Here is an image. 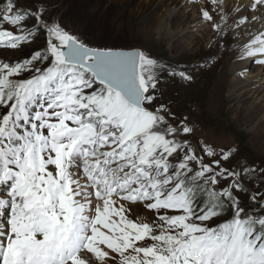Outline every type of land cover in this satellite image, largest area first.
<instances>
[{"label":"snow or ice","instance_id":"1","mask_svg":"<svg viewBox=\"0 0 264 264\" xmlns=\"http://www.w3.org/2000/svg\"><path fill=\"white\" fill-rule=\"evenodd\" d=\"M244 6L229 25L246 29L238 55L264 64V0H249L250 16ZM2 25L20 34L0 30V46L40 31L46 46L0 60V264H264V193L239 195L255 170L224 168L229 152L193 145L192 128L173 123L157 96L164 64L89 46L16 0H0ZM134 205L154 218L130 219Z\"/></svg>","mask_w":264,"mask_h":264},{"label":"rangeland","instance_id":"2","mask_svg":"<svg viewBox=\"0 0 264 264\" xmlns=\"http://www.w3.org/2000/svg\"><path fill=\"white\" fill-rule=\"evenodd\" d=\"M180 2L174 0L167 5L168 0H16L19 7L29 13L42 9L46 18L58 22L89 46L139 48L164 64L167 70L159 76L158 102L168 106L175 117L174 124L184 121L192 128L187 138L193 145L200 148L208 145L218 156L221 151L229 152L228 160L224 161L221 157L224 168L238 172L245 168L255 170L244 181L247 192L239 193L241 201L249 204L251 194L264 193V172L260 171L264 169V122L259 125L260 121H264V111L255 120L244 113H237L232 107L240 105L229 97L227 80L221 88L216 83L220 74L227 70L225 60L234 55L232 52L238 46L233 41V32L228 35V43L222 47L225 57L209 66H204V60L214 51L209 48V39L198 42L200 33L195 34L193 37L197 38V42L193 45L192 36L181 37L187 31L193 11L197 14V21L207 25L201 9L212 5L210 0H190L194 8L190 11L183 8L185 5ZM201 2L204 5L200 6ZM167 13H172V25L167 26L172 33L169 38L163 29L158 31L155 28V24ZM34 24V19H28L26 26ZM0 30H13L14 34H20L8 25L0 26ZM45 46L46 34L40 31L32 42H24L18 49L0 46V60L19 62ZM259 65L256 58L248 59L247 71ZM170 71H184L191 79L170 75ZM22 78H29V74L22 73ZM250 105L246 107L250 108ZM200 154L203 155V152ZM209 159L206 158V162ZM134 206L137 209H133L134 215H130V219H135L136 215L154 218L152 211L140 205Z\"/></svg>","mask_w":264,"mask_h":264},{"label":"bare ground","instance_id":"3","mask_svg":"<svg viewBox=\"0 0 264 264\" xmlns=\"http://www.w3.org/2000/svg\"><path fill=\"white\" fill-rule=\"evenodd\" d=\"M166 1V0H165ZM169 4L174 0H168ZM183 6L185 5V9L194 10L190 0H181ZM180 2V3H181ZM240 2L245 5L242 8L243 15L250 16L251 10L246 7L249 0H240ZM177 3V1H176ZM179 3V2H178ZM218 3L222 4L227 14V23L225 24L220 20L219 9H213V5L203 6L202 9H206L209 11L210 15L213 16V21L221 24L222 31L218 33L214 30L213 21H206L207 25H201L199 21H197V14L193 11L191 12V20L187 27V31L181 34V37L192 36L190 40H192L193 45L197 42V38L193 37V35L200 33L198 37V42L209 39V48L214 50L208 54V59H205L204 66H209L210 64H214L217 60L225 57V54L222 52V47L226 43H228V35L230 33H234V30L229 27L233 23V19L231 17L237 16V13L234 12V8L237 6L238 0H218ZM203 4L201 2L200 6ZM180 5V4H179ZM204 5V4H203ZM197 9V7H196ZM174 14V13H173ZM175 16V15H174ZM172 13H167L163 18L159 19V21L155 24V28L158 31H163L167 33V38L171 36V31L167 29V26L172 25ZM184 18V17H183ZM215 18V19H214ZM217 18V20H216ZM189 20V19H188ZM204 21V20H202ZM183 26V25H182ZM246 29L235 31V35H233V41L237 45L239 41L235 39L237 36H241V32ZM181 31V30H180ZM243 39V37H241ZM238 46L233 50V56L228 57L225 61L227 63L226 72L220 74L217 79V85L221 88V85L224 84L227 80L226 90L229 97L234 98L240 106L232 107L233 110L236 109V112L239 114L244 113L243 115H247V117H251L253 120L259 117L260 114L264 111V64H260L252 68L250 71H247V60L241 59L238 55ZM121 50V49H120ZM209 50V49H208ZM243 73V74H241ZM218 89V88H217ZM221 90V89H220ZM217 96V95H216ZM250 105V108L246 106ZM217 106L218 104L215 103ZM264 117V115H263ZM264 121H260L259 125L262 126ZM262 136H264V131H262ZM264 139V138H263ZM133 209H137V206H132ZM137 216V215H136ZM142 217V216H141Z\"/></svg>","mask_w":264,"mask_h":264},{"label":"water","instance_id":"4","mask_svg":"<svg viewBox=\"0 0 264 264\" xmlns=\"http://www.w3.org/2000/svg\"><path fill=\"white\" fill-rule=\"evenodd\" d=\"M122 50V49H121ZM130 50H141L139 48H132V49H128V50H125V51H130ZM142 51V50H141Z\"/></svg>","mask_w":264,"mask_h":264},{"label":"trees","instance_id":"5","mask_svg":"<svg viewBox=\"0 0 264 264\" xmlns=\"http://www.w3.org/2000/svg\"><path fill=\"white\" fill-rule=\"evenodd\" d=\"M116 49V48H115Z\"/></svg>","mask_w":264,"mask_h":264}]
</instances>
